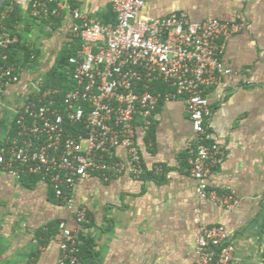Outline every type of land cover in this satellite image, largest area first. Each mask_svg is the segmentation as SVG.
Instances as JSON below:
<instances>
[{
	"label": "crops",
	"instance_id": "1",
	"mask_svg": "<svg viewBox=\"0 0 264 264\" xmlns=\"http://www.w3.org/2000/svg\"><path fill=\"white\" fill-rule=\"evenodd\" d=\"M58 1L105 25L117 23L113 0ZM144 1L143 20L187 12L195 24L217 19L244 26L224 50L230 74L205 93L211 140L226 150L209 184L233 192L239 206L226 210L198 199L189 170L195 154L190 118L181 99L162 101L150 131L137 135L147 170L141 180L91 175L75 187L76 206L90 212L89 224H77L47 181H18L0 171V264H57L59 232L47 234L62 221L93 240L95 264H194L197 217L203 225L224 229L225 243L235 250L230 264H264V0ZM78 23L72 12L45 18L21 8L17 37L37 51L38 66L0 94V141L75 39L71 30ZM119 154L125 158L123 150ZM157 167L161 174L155 173Z\"/></svg>",
	"mask_w": 264,
	"mask_h": 264
},
{
	"label": "built area",
	"instance_id": "2",
	"mask_svg": "<svg viewBox=\"0 0 264 264\" xmlns=\"http://www.w3.org/2000/svg\"><path fill=\"white\" fill-rule=\"evenodd\" d=\"M145 5L144 0H113L115 26L89 19L58 0H7L0 11L4 48L16 38L2 24L17 7L27 6L34 17L45 18L68 11L79 21L71 30L80 42L77 55L69 59L72 89L60 100L59 90L41 92L38 87L16 115L13 133L0 141V171L18 181L26 177L47 181L79 226L92 219L86 208L76 206L74 190L80 182L91 175L141 180L147 173L137 135L150 131L162 101L181 99L190 118L195 154L189 170L198 199L226 210L240 203L233 192L217 191L209 184L226 150L211 140L205 93L230 74L223 64L224 50L244 26L217 19L195 24L187 12L143 20ZM20 77L15 67L0 64V94ZM162 172L156 168V174ZM194 223L198 226L194 264H230L235 250L225 243L224 229L203 225L198 217ZM58 232L57 264H83L79 231L62 221Z\"/></svg>",
	"mask_w": 264,
	"mask_h": 264
},
{
	"label": "trees",
	"instance_id": "3",
	"mask_svg": "<svg viewBox=\"0 0 264 264\" xmlns=\"http://www.w3.org/2000/svg\"><path fill=\"white\" fill-rule=\"evenodd\" d=\"M116 16V15H113ZM112 16V17H113ZM21 21V8L17 7L3 22V27L12 39L16 38L15 42L6 48L0 46V64L4 66L15 67L18 72L31 70L38 66L36 60L37 51L22 44L17 37V26ZM115 24V23H114ZM117 24V23H116ZM0 29V36L2 35ZM80 49V42L78 39H73L71 45L66 48L60 57L57 59L52 68L46 73L41 86V92L47 90H59L60 94L57 96L58 99H62L66 93L72 89V80L69 75V59L77 55ZM6 59L4 60V58ZM160 91L165 93L167 90L165 87L160 86ZM13 133V130L10 132ZM58 232V224L54 229H50L48 236H54ZM81 247H80V258L83 264H95L97 254L95 251V244L91 238L80 236Z\"/></svg>",
	"mask_w": 264,
	"mask_h": 264
},
{
	"label": "water",
	"instance_id": "4",
	"mask_svg": "<svg viewBox=\"0 0 264 264\" xmlns=\"http://www.w3.org/2000/svg\"><path fill=\"white\" fill-rule=\"evenodd\" d=\"M6 2H7V0H0V11L4 7V5L6 4Z\"/></svg>",
	"mask_w": 264,
	"mask_h": 264
},
{
	"label": "rangeland",
	"instance_id": "5",
	"mask_svg": "<svg viewBox=\"0 0 264 264\" xmlns=\"http://www.w3.org/2000/svg\"><path fill=\"white\" fill-rule=\"evenodd\" d=\"M44 79V78H43ZM42 83H43V80H42Z\"/></svg>",
	"mask_w": 264,
	"mask_h": 264
}]
</instances>
